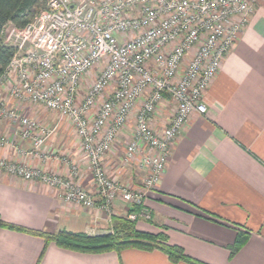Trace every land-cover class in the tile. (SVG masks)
Masks as SVG:
<instances>
[{
  "label": "built area",
  "instance_id": "obj_1",
  "mask_svg": "<svg viewBox=\"0 0 264 264\" xmlns=\"http://www.w3.org/2000/svg\"><path fill=\"white\" fill-rule=\"evenodd\" d=\"M42 1L31 22L3 31L15 54L0 77V119L11 123V136L0 135V148L19 139L30 144L18 149L24 158H57L45 149L56 127L23 114L14 103L55 113L73 128L85 154L98 208L110 215L119 199L128 205L129 220H148L146 192L165 173L171 146L190 115L206 112L204 93L259 0ZM164 96L175 111L158 132L150 118ZM132 114L121 166L140 155L137 166L146 175L138 188L111 178L102 164ZM0 172L58 190L65 202L96 206L78 182L76 163L61 175L0 156Z\"/></svg>",
  "mask_w": 264,
  "mask_h": 264
},
{
  "label": "crops",
  "instance_id": "obj_2",
  "mask_svg": "<svg viewBox=\"0 0 264 264\" xmlns=\"http://www.w3.org/2000/svg\"><path fill=\"white\" fill-rule=\"evenodd\" d=\"M1 97L13 104L5 91ZM203 102L206 112L190 115L171 146L165 173L144 196L143 204L150 219L137 220L135 227L153 234L164 232L171 244L207 264H264V0L256 3L232 50L221 60ZM14 106L41 124L56 127L45 149L53 151L57 158L47 162L26 159L18 149L27 150L30 144L19 139L14 145L0 148V156L24 160L33 167L61 175L67 174L69 163H76L78 182L93 194L96 206L86 209L65 202L58 190L0 172L1 218L51 233L108 232L112 217H125L128 205L116 200L110 215L98 208L100 199L73 129H69L67 121L41 107L15 103ZM174 111L171 99L164 96L150 118V125L162 131ZM0 124V135L11 136V123L0 119ZM132 125L133 114L102 164L111 178L138 188L146 175L137 166L140 155L127 166H121ZM123 136L126 141L120 144L119 138ZM239 233L247 239L231 254L229 247ZM43 248L40 237L0 229V264H37ZM38 264L189 263H172L156 249L129 248L118 256L114 251L79 253L49 243Z\"/></svg>",
  "mask_w": 264,
  "mask_h": 264
},
{
  "label": "trees",
  "instance_id": "obj_3",
  "mask_svg": "<svg viewBox=\"0 0 264 264\" xmlns=\"http://www.w3.org/2000/svg\"><path fill=\"white\" fill-rule=\"evenodd\" d=\"M43 9L42 0H0V77L15 54L12 45L5 43L3 31L8 26L24 27L31 22ZM138 207L133 209L137 211ZM136 221L125 217H112L111 229L103 234L88 235L83 232L59 230L46 232L31 229L4 221L0 216V229L22 232L31 236L40 237L44 241V248L40 253L37 264L43 258L46 246L54 243L57 247L89 254H99L114 251L118 256L125 249L135 248L152 251L159 250L167 255L172 263L186 262L189 264H207L187 255L183 248L171 244L164 232L149 233L137 230ZM247 236L237 234L234 243L229 247L230 253L238 251L245 243Z\"/></svg>",
  "mask_w": 264,
  "mask_h": 264
},
{
  "label": "rangeland",
  "instance_id": "obj_4",
  "mask_svg": "<svg viewBox=\"0 0 264 264\" xmlns=\"http://www.w3.org/2000/svg\"><path fill=\"white\" fill-rule=\"evenodd\" d=\"M7 29V28H6ZM5 29V30H6ZM68 124V123H67ZM1 125V124H0ZM130 125V124H129ZM69 127V129H71L72 127L70 125H67ZM73 129V128H72ZM73 131V130H72ZM130 131V130H129ZM74 132V131H73ZM129 133V132H128ZM126 137H129V135H127ZM126 137L123 136L122 138H119L120 144H122L124 141H126Z\"/></svg>",
  "mask_w": 264,
  "mask_h": 264
}]
</instances>
